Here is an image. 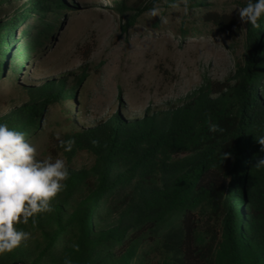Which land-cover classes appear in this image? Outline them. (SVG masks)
I'll list each match as a JSON object with an SVG mask.
<instances>
[{
    "label": "trees",
    "instance_id": "obj_1",
    "mask_svg": "<svg viewBox=\"0 0 264 264\" xmlns=\"http://www.w3.org/2000/svg\"><path fill=\"white\" fill-rule=\"evenodd\" d=\"M7 1L0 61L11 56L19 27L27 37L12 59L16 72L57 27L68 0ZM153 2L112 0V8L126 30ZM203 19L243 51L224 81L205 77L178 104L140 115L121 108L87 126L65 105L76 107L85 70L21 85L25 98L0 122L28 142L58 104L61 128L49 134L44 154L63 159L69 176L50 213L17 225L31 238L0 254V264H64L66 257L72 264H264V16L259 28L226 12ZM69 140L65 151L60 142ZM81 152L88 162L78 163Z\"/></svg>",
    "mask_w": 264,
    "mask_h": 264
},
{
    "label": "rangeland",
    "instance_id": "obj_2",
    "mask_svg": "<svg viewBox=\"0 0 264 264\" xmlns=\"http://www.w3.org/2000/svg\"><path fill=\"white\" fill-rule=\"evenodd\" d=\"M244 1L162 0L157 4L167 23L149 17L148 9L124 30V19L112 8V0L110 5L105 0H68V7L57 15V27L41 41L28 64L13 72L12 59L27 40L23 27L15 31L11 56L0 61V115L21 104L25 98L21 85H38L82 70L86 78L76 88V107L65 102L79 125L96 124L121 108L128 115H140L147 107L178 104L205 77L224 81L234 71L241 43L231 46L203 14L226 12L241 21L237 7ZM10 8L7 0H0V19ZM48 110L41 117L43 129L27 135L40 159L49 156L44 154L49 134L60 130L63 117L58 104ZM77 157L79 164L90 160L86 152Z\"/></svg>",
    "mask_w": 264,
    "mask_h": 264
},
{
    "label": "clouds",
    "instance_id": "obj_3",
    "mask_svg": "<svg viewBox=\"0 0 264 264\" xmlns=\"http://www.w3.org/2000/svg\"><path fill=\"white\" fill-rule=\"evenodd\" d=\"M105 3L110 5L111 0H105ZM237 8L241 21L254 28L260 27L264 0H247L245 6ZM147 15L159 17L161 22L167 23L166 18L160 15L156 0ZM209 130L215 132L218 126L209 123ZM258 140L264 145V137ZM60 143L65 151H69L73 141ZM68 176L63 159L38 158L35 146L27 142L23 132L0 122V254L11 252L31 238V232L17 225H27L30 218L35 225L38 214L50 213L53 210L51 202L66 187L64 181ZM72 247L74 250L79 248L77 244ZM64 264H72L71 259L66 257Z\"/></svg>",
    "mask_w": 264,
    "mask_h": 264
}]
</instances>
